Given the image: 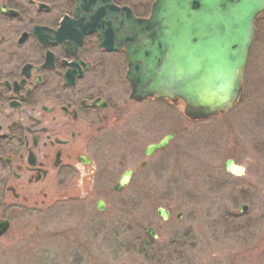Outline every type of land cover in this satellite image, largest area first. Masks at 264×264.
<instances>
[{"label":"flooded vegetation","instance_id":"1","mask_svg":"<svg viewBox=\"0 0 264 264\" xmlns=\"http://www.w3.org/2000/svg\"><path fill=\"white\" fill-rule=\"evenodd\" d=\"M81 1L0 0V46H7L0 48V253L2 245L51 243L52 227L65 225L73 202L91 200L103 212L100 182L117 177L105 172L114 169L109 161L115 154H123L118 164L140 160L143 170L166 149L147 154L160 142L162 116L144 103L162 102L130 98L126 50L103 49L98 32L85 35L81 45L59 35L74 27ZM154 1L110 3L147 19ZM128 172L127 183L115 191ZM136 173L124 169L112 190L123 192ZM159 209L168 213L166 220ZM157 215L168 221L171 211L160 207ZM144 233L143 254L160 255L162 247L153 250L158 232L145 227Z\"/></svg>","mask_w":264,"mask_h":264},{"label":"rangeland","instance_id":"2","mask_svg":"<svg viewBox=\"0 0 264 264\" xmlns=\"http://www.w3.org/2000/svg\"><path fill=\"white\" fill-rule=\"evenodd\" d=\"M243 92L232 110L200 122L188 120L180 102L144 103L162 116L158 139L175 134L168 147L143 170L140 160L118 164L123 154H115L114 169L105 172L117 177L100 180L103 212L91 200L73 202L65 225L52 227L51 243L2 245L0 264H264V13L256 21ZM228 159L245 174L226 173ZM129 167L136 175L114 192ZM241 205L248 210L240 213ZM160 207L171 211L168 221L157 215ZM145 227L158 232V256L143 254Z\"/></svg>","mask_w":264,"mask_h":264},{"label":"water","instance_id":"3","mask_svg":"<svg viewBox=\"0 0 264 264\" xmlns=\"http://www.w3.org/2000/svg\"><path fill=\"white\" fill-rule=\"evenodd\" d=\"M79 5L83 10H77L74 27H64L59 35L74 37L75 45H81L85 35L98 32L102 48H124L132 99L181 100L185 116L192 121L218 116L242 100L244 70L264 0H156L148 19H137L110 0H82ZM172 137L149 147L147 154L164 148ZM225 168L234 176L245 173L231 159ZM127 178L130 172L115 191ZM247 210L243 205L240 213ZM158 214L168 218L163 209ZM146 232L155 238L153 229Z\"/></svg>","mask_w":264,"mask_h":264}]
</instances>
